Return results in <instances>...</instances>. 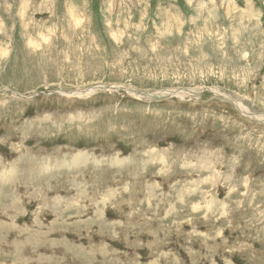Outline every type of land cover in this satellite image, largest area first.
Instances as JSON below:
<instances>
[{"label":"rangeland","instance_id":"374dc122","mask_svg":"<svg viewBox=\"0 0 264 264\" xmlns=\"http://www.w3.org/2000/svg\"><path fill=\"white\" fill-rule=\"evenodd\" d=\"M28 1L0 0V264H264V0Z\"/></svg>","mask_w":264,"mask_h":264},{"label":"bare ground","instance_id":"6f19581e","mask_svg":"<svg viewBox=\"0 0 264 264\" xmlns=\"http://www.w3.org/2000/svg\"><path fill=\"white\" fill-rule=\"evenodd\" d=\"M119 1V0H118ZM174 1V0H173ZM177 1V0H176ZM185 2H188L187 4L189 5V4H191V3H193L194 2V0H184ZM200 2H202V0H200ZM207 2L210 4H215V5H217V4H219V6L220 7H223V6H229L228 8H230V5H233V3H232V1H230V0H207ZM19 3H20V6H21V9L23 10L24 8H26L27 6H28V4H29V1L28 0H19ZM126 3H131V0H120L119 1V4H118V8H122L121 6L122 5H125ZM195 3V2H194ZM217 7H218V5H217ZM105 10V9H104ZM200 10V9H199ZM218 10H219V8H218ZM227 10V9H226ZM108 15H110V14H113L114 13V7H112L111 6V4H109L108 5ZM200 12V11H199ZM229 14V13H228ZM230 15V14H229ZM228 15V16H229ZM244 15V14H243ZM237 16V15H236ZM173 19V18H172ZM210 19V18H209ZM210 21H211V19H210ZM181 29V28H180ZM0 48H1V46H0ZM0 50H3V49H0ZM118 87V86H117ZM126 88H128V87H126ZM94 89V88H93ZM130 89V88H129ZM94 90H90V92H93ZM95 92V91H94ZM93 92V93H94ZM129 92V91H128ZM83 93H86V92H83ZM83 93H81V92H76L75 94H73V95H75V96H81V95H84ZM173 92H171V94H172ZM130 94H131V91H130ZM72 95V94H71ZM156 95H158V93H154V94H149V96L150 97H153V96H156ZM159 95H164V94H159ZM139 97V96H138ZM237 104V103H236ZM237 108L239 109V111L240 112H243V113H245L246 115L247 114H249V113H247L246 111L244 112V110H243V107L242 106H237ZM251 114V113H250ZM253 117V116H252ZM264 122V121H263ZM72 160V159H71ZM166 161V160H165ZM105 162V161H104ZM28 195V194H27ZM106 196V195H105ZM45 203V202H44ZM48 205V204H47ZM163 207V206H162ZM236 216V215H235ZM18 248V247H17ZM17 251V250H16ZM23 252V251H22ZM34 256V255H33ZM36 257V256H35ZM33 263V262H32Z\"/></svg>","mask_w":264,"mask_h":264},{"label":"water","instance_id":"95a60500","mask_svg":"<svg viewBox=\"0 0 264 264\" xmlns=\"http://www.w3.org/2000/svg\"><path fill=\"white\" fill-rule=\"evenodd\" d=\"M189 93L195 94V92H189Z\"/></svg>","mask_w":264,"mask_h":264}]
</instances>
